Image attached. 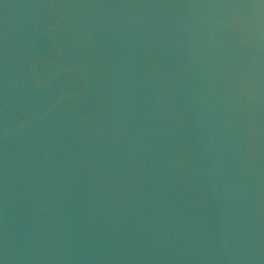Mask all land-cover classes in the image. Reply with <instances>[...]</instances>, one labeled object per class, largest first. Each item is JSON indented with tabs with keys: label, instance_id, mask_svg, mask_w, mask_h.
I'll use <instances>...</instances> for the list:
<instances>
[{
	"label": "water",
	"instance_id": "1",
	"mask_svg": "<svg viewBox=\"0 0 264 264\" xmlns=\"http://www.w3.org/2000/svg\"><path fill=\"white\" fill-rule=\"evenodd\" d=\"M0 264H264V0H0Z\"/></svg>",
	"mask_w": 264,
	"mask_h": 264
}]
</instances>
